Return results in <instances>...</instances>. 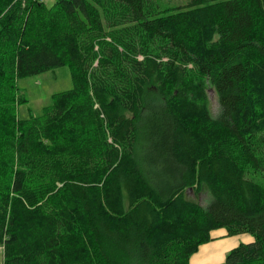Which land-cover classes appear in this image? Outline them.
I'll return each instance as SVG.
<instances>
[{
	"label": "trees",
	"instance_id": "obj_1",
	"mask_svg": "<svg viewBox=\"0 0 264 264\" xmlns=\"http://www.w3.org/2000/svg\"><path fill=\"white\" fill-rule=\"evenodd\" d=\"M64 66L21 117L19 81ZM239 236L225 264H264V0H0L4 264H191Z\"/></svg>",
	"mask_w": 264,
	"mask_h": 264
},
{
	"label": "rangeland",
	"instance_id": "obj_2",
	"mask_svg": "<svg viewBox=\"0 0 264 264\" xmlns=\"http://www.w3.org/2000/svg\"><path fill=\"white\" fill-rule=\"evenodd\" d=\"M51 6L54 0H46ZM188 0H162V5H183ZM72 87V78L69 67H61L50 70L40 75L24 78L19 81L20 94L27 99V103L20 107V116L29 118L41 114L44 107L51 103L52 95ZM210 107L214 116H218L220 105L213 90L209 93ZM188 197L206 206L210 201V195L204 190L199 196L189 192ZM220 240V239H218ZM244 238L234 237L221 240L218 245H205L198 252L192 264H225L229 252L244 242ZM212 246H216L213 249ZM210 252V253H209ZM205 253H209L207 256ZM0 264H4L3 248L0 247Z\"/></svg>",
	"mask_w": 264,
	"mask_h": 264
},
{
	"label": "crops",
	"instance_id": "obj_3",
	"mask_svg": "<svg viewBox=\"0 0 264 264\" xmlns=\"http://www.w3.org/2000/svg\"><path fill=\"white\" fill-rule=\"evenodd\" d=\"M217 233H219V234H224L225 232H223V231H219V232H217ZM227 238H234V237H223V238H221L220 240L214 241V242L209 243V244H206V245H218L217 243H219V242H221V240H224V239H227ZM239 238H244V239H245L244 242H246V241L249 240V237H247V236H239ZM204 246H205V245H204ZM212 247H213V249H217V248H214V247H216V246H212ZM202 248H203V246H202L200 249H202ZM209 253H210V252H209ZM209 253H205V255L207 256ZM197 255H198V253L192 258V260H194L195 257H197ZM192 260H191V264H192Z\"/></svg>",
	"mask_w": 264,
	"mask_h": 264
}]
</instances>
